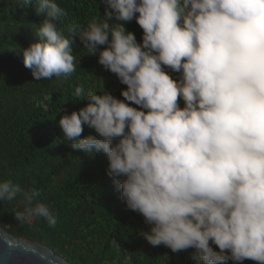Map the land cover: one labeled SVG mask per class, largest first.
Segmentation results:
<instances>
[{
    "label": "trees",
    "instance_id": "obj_1",
    "mask_svg": "<svg viewBox=\"0 0 264 264\" xmlns=\"http://www.w3.org/2000/svg\"><path fill=\"white\" fill-rule=\"evenodd\" d=\"M196 1L0 0L6 231L71 264H264V153L237 195H197L203 122L154 85L220 40Z\"/></svg>",
    "mask_w": 264,
    "mask_h": 264
},
{
    "label": "clouds",
    "instance_id": "obj_2",
    "mask_svg": "<svg viewBox=\"0 0 264 264\" xmlns=\"http://www.w3.org/2000/svg\"><path fill=\"white\" fill-rule=\"evenodd\" d=\"M196 4L201 17L212 22L220 36L234 33L243 40L236 39V45L228 39L203 41L202 47L193 50L178 69L164 75L167 85H154L167 98L174 91L185 93L187 114L192 117L186 120V126L203 122L191 137L192 148L201 160L192 168L189 183L197 195L210 192L226 201L239 193L249 173V158L264 153V118L260 116L264 109L253 102L264 98V77L257 75L264 69V26H256L262 39L254 28L264 25V17L255 20L264 10V0H197ZM236 10L243 19L233 14ZM246 20L251 24L240 28L247 25ZM255 54L258 57L252 61ZM234 99H241L238 105ZM210 106L220 110L206 114ZM131 111L144 113L126 107L122 119L127 120ZM148 148L155 151L154 144H148Z\"/></svg>",
    "mask_w": 264,
    "mask_h": 264
},
{
    "label": "water",
    "instance_id": "obj_3",
    "mask_svg": "<svg viewBox=\"0 0 264 264\" xmlns=\"http://www.w3.org/2000/svg\"><path fill=\"white\" fill-rule=\"evenodd\" d=\"M0 264H71L49 246L19 238L0 225Z\"/></svg>",
    "mask_w": 264,
    "mask_h": 264
},
{
    "label": "bare ground",
    "instance_id": "obj_4",
    "mask_svg": "<svg viewBox=\"0 0 264 264\" xmlns=\"http://www.w3.org/2000/svg\"><path fill=\"white\" fill-rule=\"evenodd\" d=\"M233 14H235V12H234ZM238 17L243 19L244 16L241 14V15H238ZM262 17H264V10L260 12V14L258 15V17H256L255 20H258L259 18H262ZM246 23H247V25H246L245 27H240V28H246L247 26H249V25L251 24V22L248 21V20H246ZM256 26L263 27L264 25H262V24L254 25V28L256 29V31H257V32L259 33V35H260L261 33H260V31L257 30ZM230 34H231L230 36H227V35H222V36H220V37H219L220 41H221V40H227V39H228V40H229V43H230L231 41H233V43L236 45V44H238V42L235 41L236 39L239 40V41L243 40L242 38H240L239 36H237V35L234 34V33H230ZM260 39H262V36H261V35H260ZM257 57H258L257 54H255L254 57H253V59H252V61H254ZM250 63H251V62H250ZM263 71H264V69L261 70V71L257 74V75H259L261 78L264 77V72H263ZM261 80H262V79H261ZM243 83H245V82L235 84L233 89H237V88H238L239 86H241ZM239 96H240V95H239ZM240 98L242 99V98H244V97H243V96H240ZM241 99H240V100H241ZM240 100H239V99H234V103L238 105V103H239ZM253 102H254L258 107H263V109H264V98H260L258 101H253ZM260 116H261V117L264 116V111L261 112V115H260Z\"/></svg>",
    "mask_w": 264,
    "mask_h": 264
}]
</instances>
